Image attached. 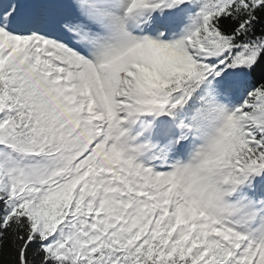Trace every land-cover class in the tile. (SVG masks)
Instances as JSON below:
<instances>
[{
	"label": "snow or ice",
	"instance_id": "1",
	"mask_svg": "<svg viewBox=\"0 0 264 264\" xmlns=\"http://www.w3.org/2000/svg\"><path fill=\"white\" fill-rule=\"evenodd\" d=\"M0 264H264V0H0Z\"/></svg>",
	"mask_w": 264,
	"mask_h": 264
},
{
	"label": "trees",
	"instance_id": "2",
	"mask_svg": "<svg viewBox=\"0 0 264 264\" xmlns=\"http://www.w3.org/2000/svg\"><path fill=\"white\" fill-rule=\"evenodd\" d=\"M259 75H260V70L258 69L257 73H256V76L259 77Z\"/></svg>",
	"mask_w": 264,
	"mask_h": 264
}]
</instances>
